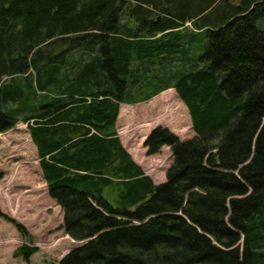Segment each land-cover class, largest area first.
I'll return each instance as SVG.
<instances>
[{"label":"trees","instance_id":"1","mask_svg":"<svg viewBox=\"0 0 264 264\" xmlns=\"http://www.w3.org/2000/svg\"><path fill=\"white\" fill-rule=\"evenodd\" d=\"M263 20L264 0H0V134L31 114L62 230L79 243L60 264H264ZM187 24L206 34L200 56ZM171 88L195 136L150 135L149 155L173 154L156 185L117 121L122 104Z\"/></svg>","mask_w":264,"mask_h":264},{"label":"rangeland","instance_id":"2","mask_svg":"<svg viewBox=\"0 0 264 264\" xmlns=\"http://www.w3.org/2000/svg\"><path fill=\"white\" fill-rule=\"evenodd\" d=\"M241 1L232 0L234 4ZM154 16L163 21V13L155 11ZM135 27L131 22L129 28ZM258 27L264 30V20ZM186 28L182 32L194 37L192 49L196 53H191V56H200L206 34L194 30L191 24ZM75 50L74 55L78 57L81 48ZM152 67V70L158 68L157 65ZM174 67H180L178 61ZM167 70L171 72V68H160L159 76L166 74ZM150 76L147 74L145 78ZM20 77L15 80L26 76ZM30 115L23 111L14 129L0 134V264H60L79 245L62 230L63 210L49 194L38 149L31 139L28 124L24 122ZM160 128L169 130L182 141L195 136L189 110L175 90H167L146 102L121 105L118 136L134 162L156 185L166 182L167 172L173 163V154L168 147L163 148L160 154L149 155L147 140ZM25 246L39 249L28 261L17 254Z\"/></svg>","mask_w":264,"mask_h":264},{"label":"crops","instance_id":"3","mask_svg":"<svg viewBox=\"0 0 264 264\" xmlns=\"http://www.w3.org/2000/svg\"><path fill=\"white\" fill-rule=\"evenodd\" d=\"M168 90H174V89H172V88H171V89H168ZM164 92H167V90H166V91H164ZM164 92H163V93H164ZM161 94H162V93H161Z\"/></svg>","mask_w":264,"mask_h":264},{"label":"water","instance_id":"4","mask_svg":"<svg viewBox=\"0 0 264 264\" xmlns=\"http://www.w3.org/2000/svg\"><path fill=\"white\" fill-rule=\"evenodd\" d=\"M241 168H243V166Z\"/></svg>","mask_w":264,"mask_h":264}]
</instances>
